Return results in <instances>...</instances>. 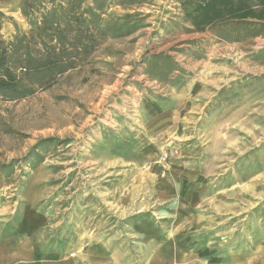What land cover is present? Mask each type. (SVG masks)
Here are the masks:
<instances>
[{
  "label": "rangeland",
  "instance_id": "374dc122",
  "mask_svg": "<svg viewBox=\"0 0 264 264\" xmlns=\"http://www.w3.org/2000/svg\"><path fill=\"white\" fill-rule=\"evenodd\" d=\"M186 1L0 0V235L38 264H264V23Z\"/></svg>",
  "mask_w": 264,
  "mask_h": 264
},
{
  "label": "trees",
  "instance_id": "16d2710c",
  "mask_svg": "<svg viewBox=\"0 0 264 264\" xmlns=\"http://www.w3.org/2000/svg\"><path fill=\"white\" fill-rule=\"evenodd\" d=\"M186 4L193 6L187 12V17L197 31H205L227 20H254L264 23V0H187ZM5 62L0 60V68ZM16 76L8 66L0 76V89L16 85Z\"/></svg>",
  "mask_w": 264,
  "mask_h": 264
},
{
  "label": "crops",
  "instance_id": "0c3cea01",
  "mask_svg": "<svg viewBox=\"0 0 264 264\" xmlns=\"http://www.w3.org/2000/svg\"><path fill=\"white\" fill-rule=\"evenodd\" d=\"M16 236L0 235V264H38L33 245L20 243Z\"/></svg>",
  "mask_w": 264,
  "mask_h": 264
}]
</instances>
